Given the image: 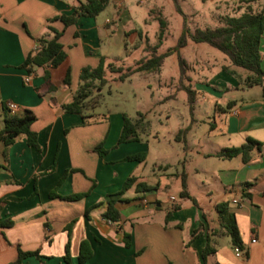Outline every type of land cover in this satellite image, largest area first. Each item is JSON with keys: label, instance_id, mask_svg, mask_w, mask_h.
<instances>
[{"label": "crops", "instance_id": "obj_1", "mask_svg": "<svg viewBox=\"0 0 264 264\" xmlns=\"http://www.w3.org/2000/svg\"><path fill=\"white\" fill-rule=\"evenodd\" d=\"M78 1L0 0V128L3 105L12 101L18 107L16 114L23 116L30 110L36 115L32 129L40 146H29L23 136L10 147L6 158L0 141V221H13L10 227H0V264L14 261L18 246L40 250L42 258L31 256L26 264H66L68 242L71 264H80L83 240L93 249L85 264H264V81L248 86L244 78L223 70L230 64L227 57L215 58L217 63L201 65L187 74V84L204 101L196 100L192 111L188 106V117L179 113V124L171 128L173 111H169L166 130L152 132L147 115L140 111L143 116L134 119H142L141 140L118 144L123 115L112 134L109 116L84 123L81 114L68 113L62 105L72 100L84 67L97 66L101 56L110 62L108 47L124 15V0H113L116 15L104 21L99 16L80 17L66 28L59 19L50 21L62 13L70 14ZM261 11L264 0H259L256 12ZM49 25L64 29L60 40L67 57L57 67L41 66L28 72L21 65L36 50L37 39L53 36ZM133 29L124 30V36ZM123 44L124 53L129 52L127 42ZM188 46L190 43L183 48ZM136 47L142 48V44ZM197 49L201 54L207 50ZM260 49L264 69V31ZM46 70L54 89L45 79ZM68 70L70 82L65 83ZM248 137L263 144L250 161L216 156L226 147L240 146ZM102 141L108 150L103 157L94 151ZM142 151L146 152L144 161L123 160ZM150 159L152 171L147 176ZM130 175L153 188L137 191L134 185L117 203L123 225L132 235L126 246L123 233L102 216L103 207H91L121 190ZM183 178L193 199L180 197ZM52 192L58 196H51ZM83 192L88 194L78 200L62 198ZM171 196L174 205L180 204L178 209H169ZM222 201H228L236 215L244 245L241 255L219 227L216 205ZM208 235L214 239L215 252L204 262L202 251ZM222 237L229 239L223 241Z\"/></svg>", "mask_w": 264, "mask_h": 264}, {"label": "trees", "instance_id": "obj_2", "mask_svg": "<svg viewBox=\"0 0 264 264\" xmlns=\"http://www.w3.org/2000/svg\"><path fill=\"white\" fill-rule=\"evenodd\" d=\"M111 0H85L78 1V4L73 7V11L70 14L62 13L55 16L50 21L61 20L64 27L75 24L80 17L96 18L99 16L109 5ZM180 12L181 9L177 7ZM264 31V12H245L240 16L227 17L225 24L215 28H196L191 31L183 28L178 41L175 46L170 47L163 53H153L149 57L139 59L134 66H129L126 70L121 67H116L114 63L108 62L106 56H101L97 66L84 67L79 75V85L71 101L62 105L64 111L68 113H77L83 116V122L87 123L90 118L96 119L94 114L86 115L85 112L93 106H89V100L96 94L97 97L101 96L102 88L108 83L107 69L111 72L118 73L114 78L118 81H124L128 77L135 73L144 74L149 72L158 71L165 58L173 53H177L178 62L181 68L180 79H183L185 73H187V61L180 53V49L185 47L189 41L195 43H207L212 47L217 48L225 54L229 60V65H224L223 70L237 77H240L238 68L247 71L244 78L245 84L253 86L256 84H262L264 81V69L262 67V53L260 49L261 38ZM63 30H58L52 25H49V35L52 37L43 36L37 39V49L30 53L21 67L25 68L28 72H32L34 68L41 66L57 67L62 64L67 54L64 50L61 37ZM233 66V67H232ZM45 79L50 89L55 87L50 81V71H45ZM70 82V71L68 70L65 76V83ZM187 91L188 101L190 103V109L193 110L194 103L196 101L197 91L190 84L183 85L181 88ZM123 127L118 139V144L139 141L140 133L139 129L142 124V119L135 120L127 113H123ZM139 116L143 114L138 111ZM36 115L27 110L23 116L16 113H12L7 105H3V126L0 128V141L4 143V154L7 158L10 147L17 142L21 137H25L27 144L32 147L40 148L38 142V134L32 129L33 123L36 121ZM188 129L181 131L177 135V139L181 138L183 132H187ZM263 144L261 141L248 137L246 141L240 146L226 147L216 153V156L223 159H232L240 156L243 162H248L253 157L255 151H261ZM94 151L103 157L108 153V150L104 147V141L100 142L94 147ZM146 158V152L142 151L132 155H128L124 161H144ZM64 179V178H63ZM136 185L137 191H149L153 186L141 181L138 182V177L130 175L124 182L123 187L116 193H110L98 203L94 204L91 208L103 207L102 216L109 220L119 231L123 233L124 242L126 246L131 244L132 235L131 232L126 230L123 225V216L121 210L117 207V203L121 200L122 195L131 187ZM183 189L180 193L181 198L193 197L190 195L186 179L183 178ZM245 186H250V183H245ZM88 192L74 193L62 198L67 200H78L86 196ZM247 196L249 194L246 193ZM51 196H58L55 192L51 193ZM195 201V200H194ZM196 202V201H195ZM180 204L175 203L174 209H178ZM87 210V215L90 209ZM218 213L219 227L223 231V234L230 236L232 244L239 248L244 249L241 233L237 225L236 215L230 208L228 201H222L216 205ZM168 220V216H167ZM13 221L4 219L0 221V227H10ZM217 232H221V230ZM216 234V233H214ZM197 232L193 233L195 238ZM214 239L208 235L207 244L202 251V258L206 262L209 255L215 252ZM93 254V249L88 240H83L80 245V252L78 260L80 264H85ZM35 256L42 258L40 250L27 251L18 246L17 258L8 264H26L29 257ZM64 259L66 264H71L70 254V242L67 243L65 249Z\"/></svg>", "mask_w": 264, "mask_h": 264}, {"label": "rangeland", "instance_id": "obj_3", "mask_svg": "<svg viewBox=\"0 0 264 264\" xmlns=\"http://www.w3.org/2000/svg\"><path fill=\"white\" fill-rule=\"evenodd\" d=\"M258 7L259 0H124V15L118 25L119 28L116 27V32L111 34V45L108 47L110 48L109 60L116 67L126 70L129 66H134L139 59L157 53V50L159 53L165 52L175 46L184 27L191 31L196 28H215L224 25L227 17H238L248 11L256 12ZM116 11V5L111 0L99 15L100 21L113 18ZM132 27L135 29L124 36V30ZM130 34L132 35L129 36ZM124 41L127 42L129 51L127 53H124ZM118 42L122 43L120 49ZM189 43L190 46L180 49L183 58L189 60L185 59L187 73L183 79H180L181 68L176 52L165 58L158 71L144 74L135 73L124 81L115 80L118 73L111 72L108 68L107 78L109 81L99 92L101 96L97 97L95 94L89 100V106H93L94 109L87 110L85 114H94L96 118H101L104 115L109 116L112 134L123 113L137 118L138 111L147 115L152 132L166 130L165 120L169 111H173L169 126L171 128L177 126L180 120L179 113L186 117L189 116L188 94L187 91L181 89L184 83H187L189 77L187 74H193V70L199 69L201 65L217 63L215 58L217 60L226 58L224 53L207 43L192 41ZM139 44H142V48L136 47ZM197 48L207 50L202 51L201 54V50ZM238 71L240 79L246 77L247 71L240 68ZM159 99H167V101L156 104L155 102ZM196 100L198 103L204 102L197 97ZM143 146H146V143ZM136 148L141 151V147ZM152 165L153 161L150 159L145 168L147 176L151 175ZM132 193L133 191L129 192V194ZM227 239L229 238L222 237L223 241Z\"/></svg>", "mask_w": 264, "mask_h": 264}, {"label": "built area", "instance_id": "obj_4", "mask_svg": "<svg viewBox=\"0 0 264 264\" xmlns=\"http://www.w3.org/2000/svg\"><path fill=\"white\" fill-rule=\"evenodd\" d=\"M36 49H37V48H36ZM26 81H29V76L26 77ZM7 107H8V109H9L12 113H16V110H17V108H18V107H17V104L14 103V102H12V101H10V102L7 103ZM170 200L172 201V203H171L169 209L172 210V209H174L175 197H174V196H171ZM255 240H256V239H253V241H255ZM236 254H237V255H241V254H242V250L236 247Z\"/></svg>", "mask_w": 264, "mask_h": 264}]
</instances>
